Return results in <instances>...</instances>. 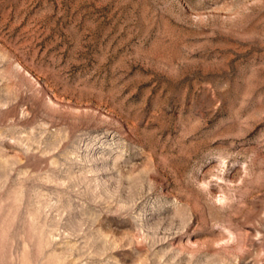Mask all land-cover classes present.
<instances>
[{"label":"rangeland","instance_id":"374dc122","mask_svg":"<svg viewBox=\"0 0 264 264\" xmlns=\"http://www.w3.org/2000/svg\"><path fill=\"white\" fill-rule=\"evenodd\" d=\"M0 264H264V0H0Z\"/></svg>","mask_w":264,"mask_h":264}]
</instances>
